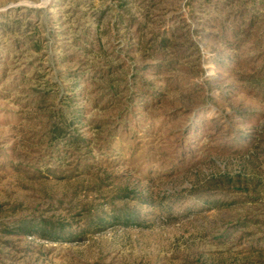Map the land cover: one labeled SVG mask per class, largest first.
<instances>
[{
	"label": "rangeland",
	"instance_id": "obj_1",
	"mask_svg": "<svg viewBox=\"0 0 264 264\" xmlns=\"http://www.w3.org/2000/svg\"><path fill=\"white\" fill-rule=\"evenodd\" d=\"M257 71L264 0H0V264H264ZM60 109L83 147L45 138Z\"/></svg>",
	"mask_w": 264,
	"mask_h": 264
},
{
	"label": "trees",
	"instance_id": "obj_2",
	"mask_svg": "<svg viewBox=\"0 0 264 264\" xmlns=\"http://www.w3.org/2000/svg\"><path fill=\"white\" fill-rule=\"evenodd\" d=\"M258 23L257 16L253 17L251 19V22L249 25H252V27L256 26ZM235 38L239 39L241 30L238 28H235L233 30ZM174 35V32L171 34ZM261 39H257L255 41V45H259ZM161 46L167 47L169 45L173 44V38L172 37H163V39L160 42ZM178 56L176 59L174 58V62L177 63ZM121 67V66H119ZM118 67V68H119ZM114 69V68H113ZM112 68H109L107 71H104L105 74H108L113 70ZM138 72V70L136 71ZM103 73V77L105 74ZM132 76L136 77L137 74H132ZM243 80L247 85L251 87L257 88V90L264 91V72L257 71L256 73H250L249 75H246L243 77ZM120 84L118 82H114L112 79L108 80V83L106 84V90L104 91L107 93V98L109 100L113 99L118 101L121 97L122 89L120 88ZM35 92L38 91L37 89L34 90ZM104 92L102 95H104ZM48 91H42L41 94H36L33 96L35 99L34 103H43L49 100L50 96L48 95ZM142 96H146V90H143ZM128 105V103H127ZM68 111V112H67ZM69 110L60 109L58 111H53L50 113L51 121L54 119L55 116H57L55 121H52L49 125H47V130L45 132V138L50 143V145H53L54 142H61L64 141L68 145H72L75 148L83 147V137L80 136V134L75 132H69L68 128L71 125V122L68 118ZM74 116H79L78 113H75ZM85 146V145H84ZM54 149V148H52ZM227 183L231 182L230 178H226ZM223 205V204H221ZM98 222L94 223L97 226L106 223V220L102 217L97 218ZM109 220L113 222H120L125 221L126 223H136L137 225L140 224L141 219L139 214H137L135 211H131L130 209H118L115 210L112 214H110ZM12 228L17 229L16 231L22 233V234H38L43 238H46L48 240L56 239L57 237H61L62 235H65V227L61 225L58 221H53L50 219H39V218H26L17 221ZM12 228H7V231H11ZM11 229V230H10ZM264 252V249L261 250Z\"/></svg>",
	"mask_w": 264,
	"mask_h": 264
}]
</instances>
